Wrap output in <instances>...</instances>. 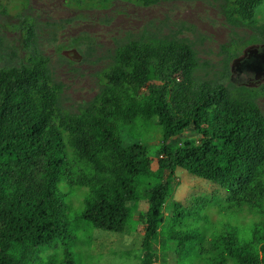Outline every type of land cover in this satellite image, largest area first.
Masks as SVG:
<instances>
[{
    "label": "trees",
    "instance_id": "16d2710c",
    "mask_svg": "<svg viewBox=\"0 0 264 264\" xmlns=\"http://www.w3.org/2000/svg\"><path fill=\"white\" fill-rule=\"evenodd\" d=\"M111 1L68 5L103 10ZM263 5L227 0V20L252 26ZM24 29L33 44V26ZM198 66L185 41L131 40L77 114L61 109L63 87L38 51L28 65L0 68V264H77L94 232L126 234L140 212V264H264V114L223 84L197 80ZM154 118L155 156L126 144L122 133L135 140ZM178 169L227 196L182 206Z\"/></svg>",
    "mask_w": 264,
    "mask_h": 264
},
{
    "label": "rangeland",
    "instance_id": "374dc122",
    "mask_svg": "<svg viewBox=\"0 0 264 264\" xmlns=\"http://www.w3.org/2000/svg\"><path fill=\"white\" fill-rule=\"evenodd\" d=\"M0 4V68L28 65L38 51L49 60L54 81L63 87L59 105L65 112L77 114L95 101L104 89L100 74L114 63L119 47L131 40L174 39L194 50L197 80L223 84L235 97L254 101L264 114V5L252 26H236L227 20V0H168L150 7L112 0L111 7L103 10L75 9L68 0H0ZM28 23L34 29L33 44L24 29ZM153 123L135 140L131 131L122 133L123 140L151 146L155 156L162 131L157 118ZM176 179L173 198L184 207L200 198L227 196L218 184L181 169ZM139 215L142 212L126 234L94 232L91 246L84 247L81 256L76 254L75 262L140 264L144 225ZM157 264L168 261L159 258Z\"/></svg>",
    "mask_w": 264,
    "mask_h": 264
}]
</instances>
